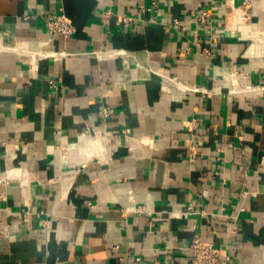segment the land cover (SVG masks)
<instances>
[{"label": "crops", "instance_id": "0c3cea01", "mask_svg": "<svg viewBox=\"0 0 264 264\" xmlns=\"http://www.w3.org/2000/svg\"><path fill=\"white\" fill-rule=\"evenodd\" d=\"M243 1L0 0V264H190L194 233L264 264V0Z\"/></svg>", "mask_w": 264, "mask_h": 264}, {"label": "built area", "instance_id": "2783aa9c", "mask_svg": "<svg viewBox=\"0 0 264 264\" xmlns=\"http://www.w3.org/2000/svg\"><path fill=\"white\" fill-rule=\"evenodd\" d=\"M153 2L155 3V0ZM252 7L253 0H244L236 10L245 18H248L251 15ZM214 15V12L209 8H199L195 11L194 18L202 24H209ZM46 27L51 34L61 35L64 38L72 37L77 32L74 20L64 12L50 14L46 21ZM72 54L66 50L59 53L53 51L41 52L42 56H69ZM105 114L108 113L105 112ZM190 250L192 255L190 264H223L221 258L224 254V249L213 242L203 240L199 233H194L190 242Z\"/></svg>", "mask_w": 264, "mask_h": 264}, {"label": "bare ground", "instance_id": "6f19581e", "mask_svg": "<svg viewBox=\"0 0 264 264\" xmlns=\"http://www.w3.org/2000/svg\"><path fill=\"white\" fill-rule=\"evenodd\" d=\"M23 49H25V48H23ZM27 49V48H26Z\"/></svg>", "mask_w": 264, "mask_h": 264}]
</instances>
